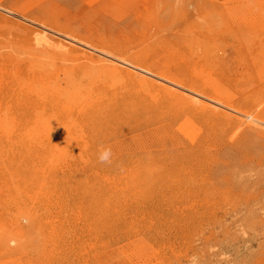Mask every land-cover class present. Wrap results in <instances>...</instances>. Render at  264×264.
<instances>
[{
    "label": "bare ground",
    "instance_id": "1",
    "mask_svg": "<svg viewBox=\"0 0 264 264\" xmlns=\"http://www.w3.org/2000/svg\"><path fill=\"white\" fill-rule=\"evenodd\" d=\"M44 1L37 0L40 5L22 2L17 6L18 2L12 1L7 8L0 0V31L13 28L14 42L19 49V52L7 50L4 56L9 60L7 65L10 68L0 69V143L9 142L10 136L16 140L24 130L34 129L41 133L26 139L36 141L39 148L47 150L42 158L44 168L40 177L1 179L5 187L8 180H29L38 195H44L50 188L46 197H50V193L57 197V189L72 181L71 186L76 189L81 186L86 192L91 190L97 200L109 197L112 201L106 207L117 208L120 197L141 193L142 181L146 179L144 173L150 177L155 172V165L149 162L144 166L140 158L125 165L122 169H125L128 181L123 183V175H114V172L124 162H113L100 168L92 139L100 133H111L116 123L131 124L133 121L137 127L146 124L148 132L159 134L163 139L161 145L169 149L162 157L164 161L157 168V175L162 183L161 195H171V206L185 203L186 207L198 206L210 211L217 210L224 200L232 207L244 206L253 212L264 208V202L260 200L264 196V79L262 82L257 73L255 78L247 75L242 89H238L240 77L233 73L234 68L225 66L222 56L210 45L203 47L199 39L195 40L196 36L191 37L192 40L187 38L192 26L180 37L160 34L169 24L185 17L191 7L195 14L204 13L207 21L210 16L214 17L207 22L210 31L217 28V31L236 33V28L240 27L248 32H261L260 40L253 44L260 47L264 45V15L252 19L251 5L243 0H237L238 4L209 0L207 3L213 5L215 11L212 13L204 11L206 0H183L178 12L169 0L162 8L158 0H87L94 6L91 10L95 9L98 15L94 19L95 12L89 11L87 17L83 15L87 20L83 22L79 17L58 16L54 11L58 9L57 3ZM35 5L36 9H31ZM221 6H226L227 10H220ZM110 8L117 10L115 12L122 19V23L117 24V35L103 32L93 24L102 15V11H97L110 13ZM239 9L245 10L246 14ZM125 11L131 12L128 18L121 16L126 14ZM235 13L242 14L235 16ZM13 14L17 20L12 19ZM231 22L236 26L230 27ZM131 35L139 38L142 49L130 45ZM163 47L169 55L157 58L156 51ZM196 56L205 62H195ZM260 57L264 59V52L257 58ZM24 59L29 61L26 66L22 65ZM256 86H259L257 90L246 94V88ZM196 123L203 124L208 134L205 132L194 140ZM175 125L184 136L191 138L190 145L175 138ZM211 135L229 141L226 152L222 151L216 157V164L203 171L213 178L216 176L217 182L195 179L194 186L190 185L186 183V177L193 175L194 166L198 165V158L205 152ZM170 145L177 146V150H172ZM91 147L92 158L88 155L86 159L84 151L80 154L85 159L84 168L92 166L82 176L77 167L70 168L69 161L75 164L76 161L74 154L69 153L75 148L88 150ZM233 164L246 167L245 172L238 170L247 174L236 179L234 171L229 173ZM178 171H184L181 174L184 180ZM59 172L68 176L60 179ZM173 179L175 186L168 192ZM1 182L0 194L6 189ZM197 183L202 185L197 187ZM253 188L260 192L251 191L249 196L255 195L245 198L246 201L240 198L243 195L226 196L232 190L244 194ZM200 190L206 193L202 199L198 193ZM115 198L119 199L113 201ZM48 200L45 198V202ZM19 205L14 206L18 208ZM45 207L52 206L46 203ZM57 207L60 209L58 202ZM254 218L257 223L264 224V218ZM26 219L30 229L36 227L37 218L32 213H27ZM2 228L4 233L10 230ZM14 230L15 235L0 246V254H7L4 256L6 263L13 252L10 242L16 244L18 241L22 246L28 239L27 230L18 219Z\"/></svg>",
    "mask_w": 264,
    "mask_h": 264
},
{
    "label": "rangeland",
    "instance_id": "2",
    "mask_svg": "<svg viewBox=\"0 0 264 264\" xmlns=\"http://www.w3.org/2000/svg\"><path fill=\"white\" fill-rule=\"evenodd\" d=\"M12 1L18 2L16 6L22 2H34L40 5L37 0H1L7 8L11 6ZM166 1L158 0L161 8L166 4ZM182 1L169 0L170 5H173L177 12ZM207 1L209 0L205 1L207 7L204 11L215 12L213 5H209ZM211 1L215 2V0ZM231 1L238 4L237 0H224L228 3ZM44 2L47 4L56 2L58 9L55 8L54 11L58 12L60 17H79V20L85 22L87 20L83 15L86 16L89 11L95 12L94 19L98 15L95 9L91 10L94 6L87 0H46ZM243 2L251 5L250 17L252 19L257 20L264 15V0H243ZM125 8L127 10L128 6ZM31 9H36V5ZM222 9L227 10L226 6H221L220 10ZM101 11L102 15L96 19L95 23L93 22L94 26L98 25L103 32L117 35L119 32L117 24L122 20L120 14L118 15L115 12L117 10L113 8L109 9L110 13L105 10L97 12ZM238 11L246 14L243 9ZM130 13L126 12L121 16L128 18ZM240 14L235 13V16ZM12 19L17 20L18 18L13 14ZM212 19L214 17L210 16L207 21L204 13L195 14L193 9L188 7L185 17L169 24L164 31L161 30L160 34L166 37H180L186 29L192 26L193 29L187 33V38L192 40L191 37L196 36L195 40L199 39L203 47L210 45L211 49L216 50L218 55L222 56L223 64L231 69L233 67L234 72L231 71L240 77L236 86L238 89H242L247 75H254L255 78L257 73L262 81L264 71L260 72L264 69H261L264 59L257 57L264 52V45L253 46L260 40L259 33L261 32L255 33L252 30L248 32L247 29L242 30L240 27L236 28V33L220 29L217 31V28L210 31L207 22ZM226 25L229 26V24ZM205 26L207 30H204ZM235 26V22L230 23V27ZM14 31L13 28L0 31V69L2 68V70L10 68L7 65L9 60L4 56L7 50L19 52L14 42L16 39ZM128 42L133 48L142 49L138 37L131 35ZM198 51L200 52V49ZM166 54L167 51L164 47L156 51L157 58H162ZM194 61L205 62L203 58L199 60L198 56ZM28 64L29 61L24 59L22 65ZM249 67L254 71H250ZM258 88L259 86L248 87L245 89L246 94L250 93V90L254 91ZM32 110L33 108L28 111ZM135 123L133 121L131 124L119 122L111 128V133L105 135L100 133L95 139L92 136L97 157L105 149H110L107 162L101 163L98 160L97 165L100 168H106L113 162H124L114 172V175H123L121 177L123 183L128 181L125 169H122L125 165L132 164L139 158L143 161L144 166L149 162L153 163V166L155 165V172L150 174V177L144 173L146 179L142 181L141 193L133 194L134 196L130 193V196L120 197L117 208L106 207V204L112 201L109 197L97 200L91 190L86 192L81 186L78 189L76 186H71L73 185L72 181L67 182L65 187L57 189L55 193L57 197L51 193L50 197H46V194L51 191L50 188L46 189L44 195H38L37 189L28 183L29 180L18 181L21 177L30 179V177L42 175L44 168L42 158L46 156L47 150L39 148L36 141L27 140L40 134L39 130H24L16 140H12L14 138L10 136L9 142L2 141L0 143V180L19 178L18 180L5 181L9 183L7 187L0 181L6 188L4 193L0 194V246L2 242H7V239H11L15 235L17 219L22 222L28 233V239L23 241L24 245L20 246L18 241L16 244L10 242L13 248L10 261L6 263L4 256L7 254H0V264H264V224L257 223L254 218L263 219L264 208L253 212L245 209L244 206L242 208L232 207L224 200L221 201L222 204L217 210L210 211L198 206L195 208L186 207L185 203L171 206V195L169 193L161 195L160 185L162 183L157 175V168L164 161H162V157L168 153L169 149L161 145L160 140L163 139L159 138V134L147 131L146 124L141 128L137 127ZM195 126L197 129L193 138L197 140L206 131L203 124L196 123ZM174 128L176 129L175 138L182 140L185 145H190L191 138L177 130L176 125ZM190 130L192 131V129ZM207 134L208 132H206ZM20 137L25 138L22 140L19 139ZM228 142L226 139L221 141L218 137L214 138L211 135L205 152L198 158V165H192L195 167V171L192 172L193 175L186 177V183H190V185L196 183L195 179L199 182L202 179L208 182L214 180L217 182L216 176L213 178L210 176L211 174L208 175L203 171H207L216 164V157L222 151L226 152ZM90 144L92 145V142ZM170 146L172 150H177V146ZM88 150L75 148L69 153V155L74 154L76 161V164L74 161H69L72 164L70 168L77 167L82 172V176L85 174V170L92 169V166L84 168L85 159L80 156L84 151L86 159L88 155L92 158V147ZM21 157L23 160L20 159ZM61 162L65 163L66 161L61 160ZM245 162H247V158H245ZM238 169L246 171V167L233 164L229 173L234 171L236 179L247 174V172L240 173ZM184 171L177 172L183 180L185 177H181L184 176L181 174ZM58 175L60 179L68 176V174L63 175L62 172H59ZM207 181L206 188L209 186ZM199 185L202 184L197 183V187ZM174 186L173 179L168 192ZM251 191H255L256 194L260 192L253 188L244 195L238 193L237 190L235 192L232 190V193H227L226 196L230 195L235 198L236 195H243L240 197L243 200L255 195L253 193V196H249ZM198 193L201 199L206 195L202 190ZM196 195L199 196L197 192ZM45 198L49 199L48 202H45ZM118 199L115 198L113 201ZM260 200L264 202V196ZM56 202L60 203V209L56 208ZM16 203L20 204L18 208L14 206ZM46 203L52 207L47 209ZM6 205H9V208H6ZM27 213H32L37 218L36 227L33 229L29 228L28 219H26ZM2 227L10 230L4 233L5 229Z\"/></svg>",
    "mask_w": 264,
    "mask_h": 264
},
{
    "label": "clouds",
    "instance_id": "3",
    "mask_svg": "<svg viewBox=\"0 0 264 264\" xmlns=\"http://www.w3.org/2000/svg\"><path fill=\"white\" fill-rule=\"evenodd\" d=\"M110 155V149H105L103 152L100 153V155L98 156V160L99 162L103 163V162H107L108 160V156Z\"/></svg>",
    "mask_w": 264,
    "mask_h": 264
}]
</instances>
